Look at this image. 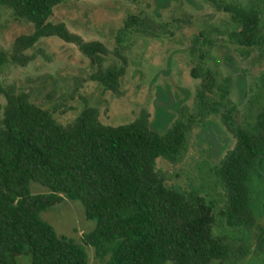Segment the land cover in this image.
I'll list each match as a JSON object with an SVG mask.
<instances>
[{"label":"trees","instance_id":"16d2710c","mask_svg":"<svg viewBox=\"0 0 264 264\" xmlns=\"http://www.w3.org/2000/svg\"><path fill=\"white\" fill-rule=\"evenodd\" d=\"M64 0H0V8L27 22L33 32L17 37L10 51L0 49V72L6 65L26 67L42 40L57 39L76 47L90 66L87 80L106 93L120 95L128 61L121 38L111 51L86 42L63 23H51ZM136 3L139 0H125ZM230 16L229 40L257 51L264 66V22L257 7L211 0ZM161 25L149 17L130 16L127 31L155 35ZM200 33L195 45L209 44ZM202 41V43H200ZM200 53L191 75L200 81L196 114L182 115L164 132L153 129L147 113L129 124L107 126L98 111L84 104L69 124L33 100L31 93L0 84L5 99L0 124V264H88L92 248L101 264H229L251 253H264V226L257 221L252 183L264 178V107L252 122L238 117L226 83L203 62ZM218 115L235 139L215 175L225 204L215 205L197 191L168 187L157 160L175 164L194 125ZM37 184L47 193L33 194ZM64 200L79 202L86 220L96 224L75 242L59 236L42 214ZM217 216L237 234H216Z\"/></svg>","mask_w":264,"mask_h":264},{"label":"rangeland","instance_id":"374dc122","mask_svg":"<svg viewBox=\"0 0 264 264\" xmlns=\"http://www.w3.org/2000/svg\"><path fill=\"white\" fill-rule=\"evenodd\" d=\"M242 7L254 6L264 22V0H224ZM149 17L161 28L155 35L135 31L124 32L130 16ZM51 23H63L67 29L86 42L98 41L109 49L121 38L128 61L120 95L106 93L87 80L88 61L76 47L57 39L42 40L30 53L35 59L26 67L6 65L0 72V84L31 93L33 100L45 109L53 110L54 118L62 125L72 122L84 104L98 111L100 123L107 126L129 124L145 112L153 129L164 132L182 115L196 114V93L200 85L191 72L200 53L203 62L216 72L222 85L228 80L229 95L238 108V117L252 122L264 107V66L257 51L233 44L228 37L232 30L230 16L215 8L211 0H64L53 10ZM33 32L25 21L13 17L12 12L0 8V49L10 51L14 40ZM200 33L208 35L209 44L195 45ZM202 43V41L200 42ZM5 99L0 96V124ZM235 145L232 134L218 115L209 116L194 125L180 159L175 163L157 160V170L166 178L168 187L183 192L197 191L216 207L225 204V192L215 175L217 166ZM261 179L252 183V198L257 221L264 226V191ZM33 194L47 193V189L31 185ZM59 236L75 242L83 234L95 229L86 220L79 202L64 200L42 215ZM216 234H237L217 216ZM251 253L239 263L264 264V253ZM88 264H101L94 258L92 248H86ZM18 264H30L28 257H20ZM231 264V263H229Z\"/></svg>","mask_w":264,"mask_h":264},{"label":"flooded vegetation","instance_id":"af4514ba","mask_svg":"<svg viewBox=\"0 0 264 264\" xmlns=\"http://www.w3.org/2000/svg\"><path fill=\"white\" fill-rule=\"evenodd\" d=\"M263 175H264V173H263ZM261 181L263 183V186L261 185L262 186V190L264 191V178H262ZM261 206H264V193H263L262 199H261ZM262 254L260 253V256H262Z\"/></svg>","mask_w":264,"mask_h":264}]
</instances>
